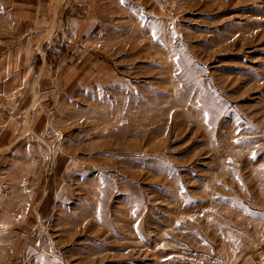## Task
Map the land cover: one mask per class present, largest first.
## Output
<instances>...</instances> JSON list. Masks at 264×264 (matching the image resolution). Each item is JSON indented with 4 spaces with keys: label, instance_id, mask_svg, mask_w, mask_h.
<instances>
[{
    "label": "rangeland",
    "instance_id": "rangeland-1",
    "mask_svg": "<svg viewBox=\"0 0 264 264\" xmlns=\"http://www.w3.org/2000/svg\"><path fill=\"white\" fill-rule=\"evenodd\" d=\"M94 2L0 63V264H264V0Z\"/></svg>",
    "mask_w": 264,
    "mask_h": 264
},
{
    "label": "crops",
    "instance_id": "crops-1",
    "mask_svg": "<svg viewBox=\"0 0 264 264\" xmlns=\"http://www.w3.org/2000/svg\"><path fill=\"white\" fill-rule=\"evenodd\" d=\"M94 3V0H0L2 7L0 20L13 24L12 27L9 26L2 31L1 38L8 36L14 39L6 43V47L1 40L0 45L3 48H0V63L10 64L8 66L10 69H24L26 66L23 67L24 58L21 56L31 52H44L49 39L62 38L70 44V37H78L84 28L90 7ZM39 60L41 65V58ZM21 99V97H0V153H3L0 154V167H4L6 153L10 152L11 146L18 144L24 137L20 125L15 121L19 120V116L10 114L7 117L9 121L6 118L7 108L12 107L14 103V106L18 105ZM35 99L30 97L25 108L27 106L31 108ZM14 106L8 110H14L16 107ZM7 124L8 128L5 132L3 126ZM19 148L21 147L15 148L12 153L16 162L19 156L16 152ZM16 164L14 163L18 166ZM3 181L4 179H1L0 183L3 184Z\"/></svg>",
    "mask_w": 264,
    "mask_h": 264
},
{
    "label": "snow or ice",
    "instance_id": "snow-or-ice-1",
    "mask_svg": "<svg viewBox=\"0 0 264 264\" xmlns=\"http://www.w3.org/2000/svg\"><path fill=\"white\" fill-rule=\"evenodd\" d=\"M121 2L123 3V0H121ZM254 158V157H253Z\"/></svg>",
    "mask_w": 264,
    "mask_h": 264
}]
</instances>
